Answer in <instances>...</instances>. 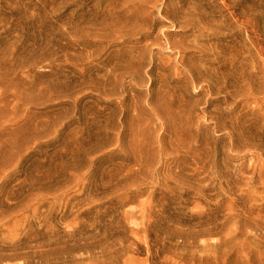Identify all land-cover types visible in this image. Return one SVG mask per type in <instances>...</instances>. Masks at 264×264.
<instances>
[{"label":"rangeland","instance_id":"rangeland-1","mask_svg":"<svg viewBox=\"0 0 264 264\" xmlns=\"http://www.w3.org/2000/svg\"><path fill=\"white\" fill-rule=\"evenodd\" d=\"M0 0V264H264V0Z\"/></svg>","mask_w":264,"mask_h":264},{"label":"bare ground","instance_id":"bare-ground-1","mask_svg":"<svg viewBox=\"0 0 264 264\" xmlns=\"http://www.w3.org/2000/svg\"><path fill=\"white\" fill-rule=\"evenodd\" d=\"M157 1H160V0H157ZM163 3H165V5H163V9H165V11L167 12L168 10H167L166 5L169 4L168 0L164 1Z\"/></svg>","mask_w":264,"mask_h":264}]
</instances>
